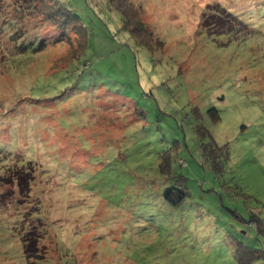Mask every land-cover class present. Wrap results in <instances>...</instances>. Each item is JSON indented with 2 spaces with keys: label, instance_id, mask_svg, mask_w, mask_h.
Wrapping results in <instances>:
<instances>
[{
  "label": "rangeland",
  "instance_id": "rangeland-1",
  "mask_svg": "<svg viewBox=\"0 0 264 264\" xmlns=\"http://www.w3.org/2000/svg\"><path fill=\"white\" fill-rule=\"evenodd\" d=\"M41 1L0 0V264H239L236 242L262 248L264 0H131L152 51L107 0H58L86 32L76 55L22 34Z\"/></svg>",
  "mask_w": 264,
  "mask_h": 264
},
{
  "label": "trees",
  "instance_id": "trees-1",
  "mask_svg": "<svg viewBox=\"0 0 264 264\" xmlns=\"http://www.w3.org/2000/svg\"><path fill=\"white\" fill-rule=\"evenodd\" d=\"M34 1L37 5L38 2H42L41 0H34ZM107 1H108V5L121 15V21H122L121 29L129 33L130 37L134 40L136 44H139L145 47L146 49H148L149 51H152L154 46H157V44L153 40L154 36L148 24H146L141 18L140 9L137 8L131 0H107ZM45 2L47 3L46 6H44L43 9L39 10V13L37 14L36 17L39 24L35 26V23L38 22L32 23L31 25L32 27L30 31H28L27 28H23L21 30L22 34L26 33L27 36L34 39L33 41H37L40 39L39 38L40 35H37V33L40 32L38 30L39 29L44 30L46 28L47 31H52L50 33H53L52 36L53 39L50 40L41 39L39 44L40 49L44 47L45 45L44 43L46 42L53 45L58 43L59 44L67 43L71 47L70 50L73 49L72 55H76V53L78 54L79 52H81L84 49L86 32L84 28L78 25V17L74 15L73 12L68 7H66L58 0H45ZM218 17L219 18L216 19L218 20L222 19L220 16ZM225 17L229 21L235 20V18H233L231 14L228 15L226 14V16L224 15L223 18ZM227 19L226 21L224 20L223 22L217 23L216 25L215 23H213V21L210 22L209 25H207L206 22L205 26H209V27L211 26V28L218 27L221 30H225L224 28H226V26L224 24L225 22H228ZM10 25L12 27L16 26V24H14L13 22H11ZM21 27L22 25H19L18 29H20ZM19 36L20 33L14 39L19 38ZM18 51H20V49H18ZM3 79L7 80L10 79V77L4 76ZM203 153L204 155L206 154L205 155L206 157H209L212 160L213 171L216 173L221 171L223 166L222 160H224L221 157L223 156L226 159L227 158L226 153L224 152L222 154L221 148H219L215 143H210L208 148L203 149ZM161 172H162L161 174L163 175L164 174L168 176L170 175L167 165H165V169H163V171ZM20 176L22 175L20 174L17 177ZM31 180L32 177L30 176V184H31ZM30 187L31 186L28 185L27 190H29ZM179 188L185 190L184 187L179 186ZM252 217L256 218V216H252ZM254 226L259 234L264 235L263 221L257 218L255 220ZM231 244L232 246H234L233 243ZM235 246H236L235 249L237 250L235 251L233 257L235 260L239 262V264H254L260 260L264 261V243H263V247L259 249L255 247L247 246L241 242H236Z\"/></svg>",
  "mask_w": 264,
  "mask_h": 264
}]
</instances>
